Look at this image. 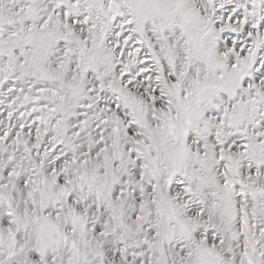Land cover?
<instances>
[{
    "label": "snow or ice",
    "instance_id": "snow-or-ice-1",
    "mask_svg": "<svg viewBox=\"0 0 264 264\" xmlns=\"http://www.w3.org/2000/svg\"><path fill=\"white\" fill-rule=\"evenodd\" d=\"M0 264H264V0H0Z\"/></svg>",
    "mask_w": 264,
    "mask_h": 264
}]
</instances>
